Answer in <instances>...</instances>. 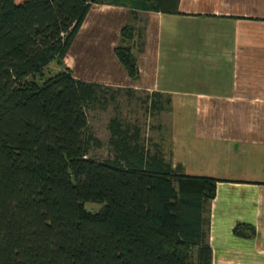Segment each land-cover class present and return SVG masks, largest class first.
<instances>
[{
    "label": "trees",
    "instance_id": "trees-1",
    "mask_svg": "<svg viewBox=\"0 0 264 264\" xmlns=\"http://www.w3.org/2000/svg\"><path fill=\"white\" fill-rule=\"evenodd\" d=\"M102 1L0 0V264H212L216 178L173 165L139 117L111 116L108 156H90L103 142L88 112L133 91L76 78L64 65L90 5ZM108 1L130 6L115 53L137 78L139 11L175 13L179 0ZM139 103L153 115L171 110L159 91ZM233 232L250 237L255 228L237 223Z\"/></svg>",
    "mask_w": 264,
    "mask_h": 264
},
{
    "label": "crops",
    "instance_id": "crops-1",
    "mask_svg": "<svg viewBox=\"0 0 264 264\" xmlns=\"http://www.w3.org/2000/svg\"><path fill=\"white\" fill-rule=\"evenodd\" d=\"M130 10L92 3L64 65L76 78L131 88L123 92L137 103L169 94L173 165L218 180L208 212L212 264H264V0H179L175 13L139 11L137 78L115 53ZM237 223L255 234L236 235Z\"/></svg>",
    "mask_w": 264,
    "mask_h": 264
},
{
    "label": "rangeland",
    "instance_id": "rangeland-1",
    "mask_svg": "<svg viewBox=\"0 0 264 264\" xmlns=\"http://www.w3.org/2000/svg\"><path fill=\"white\" fill-rule=\"evenodd\" d=\"M143 14V13H142ZM144 15H141L143 19ZM51 68H55V65H50ZM137 95V94H136ZM139 98L143 96V93H138ZM117 103L110 102L108 106L104 108H94L88 112L89 124L93 133L99 137L102 142V147H93L90 150V156L103 159L108 156L107 139L109 136L107 123L111 116L118 115L121 118L133 119L139 117L144 123V132L146 136L159 140L162 142L163 147L168 152V116L167 113L161 114H149L144 112L143 106L137 103L136 98L128 96L122 92L117 96ZM161 124V128L156 126ZM156 127V128H155ZM85 207L90 210H98L101 207L100 203L87 201Z\"/></svg>",
    "mask_w": 264,
    "mask_h": 264
}]
</instances>
